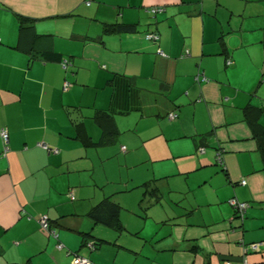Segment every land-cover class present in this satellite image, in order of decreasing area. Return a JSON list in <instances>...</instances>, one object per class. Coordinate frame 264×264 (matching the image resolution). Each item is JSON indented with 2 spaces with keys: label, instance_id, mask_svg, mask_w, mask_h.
<instances>
[{
  "label": "crops",
  "instance_id": "obj_1",
  "mask_svg": "<svg viewBox=\"0 0 264 264\" xmlns=\"http://www.w3.org/2000/svg\"><path fill=\"white\" fill-rule=\"evenodd\" d=\"M246 106L264 127V0H0V264H264V151ZM98 112L119 149L93 144ZM117 157L148 171L112 180ZM157 180L169 199L139 238L120 211L139 194L124 192ZM105 197L119 229L90 218ZM231 198L249 204L242 218Z\"/></svg>",
  "mask_w": 264,
  "mask_h": 264
},
{
  "label": "trees",
  "instance_id": "obj_2",
  "mask_svg": "<svg viewBox=\"0 0 264 264\" xmlns=\"http://www.w3.org/2000/svg\"><path fill=\"white\" fill-rule=\"evenodd\" d=\"M103 29L106 32H113V31L132 30V27L122 25V24H116V25L107 24V25H104ZM148 33H154V32H148ZM157 36H158V34H157ZM260 113H261V109L257 108V107L246 106L244 108V116H245V119L247 120V122L251 126L252 136L260 141L261 150L264 151V127H262L257 122V118H258ZM95 118H96L98 125L101 128V136H100L99 140L93 144L97 147L98 146H105V145H113L116 142V138H117L119 132H118L117 128L114 126L112 116L106 112H98L96 114ZM76 125L79 126L80 122L76 123ZM88 142H90V141L88 140ZM202 146L203 145H199V147H202ZM142 185L144 188V194L153 196L155 199V201H153V202H158L160 197H161V194L159 192L158 187L155 185V183L150 184V182L146 181ZM142 201H144V198H142L140 202H142ZM119 208H120V206H118V204L116 202L112 201L109 197H105L104 200L100 201L99 204H97L96 206H94L91 209L89 215H90V218L92 219V221L94 223L99 222V223H103L105 225L114 227L116 229H119L122 227L119 223V220H118ZM234 211H235V209H234ZM244 214H245V212H244ZM244 214H243V216H244ZM235 215L238 216V214H236V212H235ZM242 217H240V218H242ZM94 245L97 246V243L94 242Z\"/></svg>",
  "mask_w": 264,
  "mask_h": 264
},
{
  "label": "rangeland",
  "instance_id": "obj_3",
  "mask_svg": "<svg viewBox=\"0 0 264 264\" xmlns=\"http://www.w3.org/2000/svg\"><path fill=\"white\" fill-rule=\"evenodd\" d=\"M111 147H113L112 150H114L116 148L119 149V145H112ZM119 159L120 158L117 157V158L113 159L111 161V163L108 164V169L110 171L112 180L114 177H116L115 173H117V174L121 175L122 177H124L125 179L132 178L134 181L133 183H136V182L138 183V180L140 178L142 179V174H144L148 171L149 165H146L145 163L139 164L135 168H126L125 166H120V163H122V161ZM148 177H150V176H148ZM159 181L160 180H157L155 182L156 183L155 185L158 187L159 192L162 196L160 204L164 205V207H165L166 202L169 199V196H168V193L165 190H163V187L159 186V184L161 183ZM132 185H134V184H132ZM113 186L116 189H123V187H124L123 184H121V183L115 184ZM132 192L133 193L137 192V194H139L138 199H140V200H139V202H137V200H135L136 207L134 206V201H133V206H132V202L130 204V201L126 202L127 206H124V205L121 206L120 205L121 206V210H120L121 214L124 217L125 221H129V223H130L129 227L130 228L140 229L138 233H140L141 230L143 231V229H144V231L142 233L138 234L139 238L142 237L141 234L147 233V234L151 235L153 232L156 231V228H154V225H153L151 219L146 218V217H147V215H150L149 212H152L154 210L153 204H155V203L153 201H155V199L151 195L144 194V188L142 186L134 187L133 189H130V191H128L126 193L124 192V194L131 197ZM119 194L120 193H116V194H114V196L119 195ZM142 198H144V201L140 202ZM134 220H139V221L137 223H134ZM145 221H147V223L143 224V223H145ZM135 224H138V225H135ZM158 227L162 228L163 226H158ZM133 236H136V234H134ZM131 238H134V237H131ZM139 238L137 240V244H140V242H141V239H139ZM143 239H144V237H143ZM140 248L143 252L146 251V246L144 245V241H142Z\"/></svg>",
  "mask_w": 264,
  "mask_h": 264
},
{
  "label": "built area",
  "instance_id": "obj_4",
  "mask_svg": "<svg viewBox=\"0 0 264 264\" xmlns=\"http://www.w3.org/2000/svg\"><path fill=\"white\" fill-rule=\"evenodd\" d=\"M158 10H160L159 7H155V8H151L150 12L151 13H155ZM145 38L149 39V40H157L158 36L156 33H146L145 34ZM185 53L187 54L188 52L185 51ZM159 55H163V53L160 51L158 52ZM227 63L229 64L230 61H227ZM67 85V83L65 84ZM176 115L174 113H171L168 115L169 119H173ZM0 138L2 139L3 143H4V152H6L8 150V132L6 130V128H0ZM46 147V145H44ZM125 147H122V149H124ZM216 160L218 163H222V158H221V153L218 152L217 156H216ZM245 180H241V184H244ZM73 197L71 196V199ZM230 205L235 209L236 214H238L239 217H242L246 208L248 207V204L246 202H240L238 201L236 198H231L229 200ZM40 226L43 230L48 231L50 234H54L53 230H50L49 228V222L47 220L46 216H43L42 218H40ZM86 245L90 248L93 249L95 247L94 243H90L87 242ZM261 245H263L262 243H252L249 245V247L253 250H257ZM57 248L58 249H62L63 245L61 243L57 244ZM68 264H89L88 260L85 259L82 256L79 255H74V257L71 259V261L68 262Z\"/></svg>",
  "mask_w": 264,
  "mask_h": 264
}]
</instances>
